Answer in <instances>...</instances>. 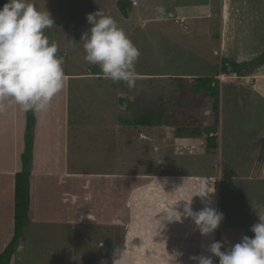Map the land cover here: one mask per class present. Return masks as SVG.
<instances>
[{
	"label": "rangeland",
	"instance_id": "rangeland-1",
	"mask_svg": "<svg viewBox=\"0 0 264 264\" xmlns=\"http://www.w3.org/2000/svg\"><path fill=\"white\" fill-rule=\"evenodd\" d=\"M132 1L134 5L129 18L121 13L119 0H30L38 9L49 12L54 20L52 27L45 30V35L50 43L57 45L66 77L62 91L50 105L56 116L62 119L58 117L55 120V116L50 119L56 139L53 152L55 162L59 159L54 166L77 174L73 189L82 183L79 177L107 172L125 176L159 167L156 164L159 160L152 161L153 164L149 162L150 154L152 156L149 158L155 155L151 149L145 162H138L142 159L136 160L137 154L141 158L140 154L147 150L141 135L143 132H151L153 126L136 128L121 121V118L132 116L129 109L132 102L135 108H141L146 102L149 103L148 109L167 107L166 114L174 118L166 126L178 132L186 130L190 133L196 130L194 133L197 136L206 139L211 132L217 133L216 146L211 145L207 164L195 166L204 158L198 155L201 149V139H198L194 149L179 148L184 157L181 163L177 166L163 165L160 169L165 166L170 167L167 171L206 170L215 177L219 190L242 191L243 183L231 181L229 177L256 174L263 149L264 98L254 91L251 79L230 75L220 79L223 57L233 59L229 55L236 54H228L230 51L224 54L220 50L219 40L224 31L223 10L227 9L230 15L235 14L239 19V37L245 38L250 31L253 37L248 47L255 50L261 47L264 43L263 0H230L232 7L228 8L224 6L225 0ZM242 1L247 3L245 7ZM201 2L211 6L212 17L190 19L192 17L186 16L182 20L178 6H193ZM242 9L249 11L241 13ZM98 10L115 19L140 51L135 68L136 78L131 87L123 81L113 82L103 78L102 73L96 74L89 70L91 66L97 65L86 62L84 41L80 38L90 28L87 15ZM141 17L146 20L144 24L142 19L138 21ZM216 73L220 77H217L220 90L218 113L213 108L212 97H202L201 93L191 92L190 88L184 93L181 84L191 82L187 79L182 82L176 76H168H214ZM118 126L122 129L119 144V136H114ZM162 126H155V131L160 130L161 134L164 130ZM226 128L230 130L227 135ZM205 143L208 144L207 141ZM120 151L122 156H119ZM140 151L142 153H137ZM190 151L197 154L192 155ZM142 158L145 159L143 155ZM120 159L122 164L118 165ZM250 182L249 193L264 189V179L258 182L256 188L252 186L255 182ZM96 184L92 183L93 186ZM122 191L124 213L128 211L125 199L129 194H124L128 193V188L124 189L123 186ZM42 208L48 209L50 213L49 208ZM52 210L64 216L67 211L64 199L57 209ZM126 220H123L120 229L97 224L29 222L24 230V245L17 253L16 264H113L114 261L118 264L117 257L124 258L128 264L132 252L126 251L122 257L118 256L120 251L124 253L125 249H135L133 245H128L132 241L129 239L130 224ZM86 234L91 237L83 238Z\"/></svg>",
	"mask_w": 264,
	"mask_h": 264
},
{
	"label": "crops",
	"instance_id": "crops-1",
	"mask_svg": "<svg viewBox=\"0 0 264 264\" xmlns=\"http://www.w3.org/2000/svg\"><path fill=\"white\" fill-rule=\"evenodd\" d=\"M225 1L224 6L226 8L232 7L230 0ZM242 2L245 7L247 3ZM210 7L207 2L193 6L188 4L187 6H178V13H180L182 20L186 16L192 17L190 19H208L212 17ZM248 11L249 9H242L241 13ZM223 13L222 17L226 20L222 18L224 31L219 40L220 50L223 53L230 51L228 54L234 52L236 56H229L238 62L259 56L264 51V43L256 50L250 49L248 45L252 42V32L248 31L247 36L241 39L237 16L235 14L230 15L227 9L223 10ZM262 17L264 26V9L262 10ZM141 19L142 17L138 21ZM145 22L146 20L142 19V23ZM214 38L215 36H213ZM168 76L188 78L203 75ZM227 76L222 74V78H220L218 73L214 75L220 79H226ZM230 76L238 77L235 73ZM241 77L251 79L254 91L264 98V65L248 71ZM41 114L46 116H41ZM53 116L56 117L55 120H62L53 112V107H49L44 113H37L31 175L30 222L55 221L68 224L109 225L119 228L123 220L127 219L126 222L130 224L128 227L129 239L132 241V243L128 242V245H133L135 249H125L124 253L120 251L118 256L122 257L126 251L132 252L130 253L132 256L127 260L128 264H199L198 259L194 258L201 255L212 256L209 246L214 241H223L225 248H227L239 242L244 235H254L250 230L251 226L259 221V215H264V189L249 193L248 187L251 185L250 181H253L255 184L252 186L256 188L258 182L264 179L263 176H259L255 172L253 175H232L229 177L231 181L243 183L242 191L223 192L219 190L218 182L211 172L206 170L201 172L167 171V168L170 167H165L177 166L181 163L184 157L181 156L179 148L194 149L197 147L198 139H201V149L198 151V155H202L204 158L202 161L199 160L195 166L201 167L202 164H207V158L211 155L212 150V142L209 138L217 133L211 132L209 138L206 139L197 136L194 133L196 130L190 133L185 132L186 130L178 132L174 128L164 125L162 126L164 130L160 134V130L155 131L156 127L153 126L154 129L151 132L142 133L141 136L147 144V150L145 153L144 151L143 153L142 151L137 152L142 154H140L141 158L137 154L136 160L142 159L138 162H145L149 149H151V153H155V155L149 158L152 156L150 154L149 162L153 164L152 161L159 160L156 163L160 165L159 167L149 168L145 173H133L125 176L120 173L107 172L99 175L92 174L83 178L79 177L82 183L78 184V188L73 189V181L75 178L77 179V174L69 173L67 169H62V167L58 168L56 165L59 159L56 162L54 159L53 152L55 151L54 142L56 139L52 128L53 122L50 123ZM41 117L44 118L41 119ZM26 123V111L22 110L19 105L11 99L0 101V253L9 244L14 234L15 174L22 168L21 154L25 148ZM118 127L114 136L115 138L116 135L119 136L117 139L119 144L122 129L120 126ZM229 131L226 128L225 135ZM176 134L182 136L177 137ZM222 136L221 128V146ZM205 141L208 142L207 145ZM263 143L264 136L262 148ZM190 153L192 155L197 154L191 151ZM142 155L145 159L142 158ZM119 156H122L121 151ZM117 162L118 165H121L122 159ZM163 165L165 166L160 169ZM92 183L97 184L93 186ZM123 186L124 189L128 188V193L124 194H129L125 199L128 211L124 213L122 208ZM211 190H215V192L208 197L202 198L200 195H196ZM63 199L67 211L64 216H60L54 213L52 209H57ZM184 199L192 200V208L195 211L204 208L206 203H211V206L225 214V219L220 227L209 235H202L190 217L172 222L164 219L167 215L166 211L171 213L177 209L182 213L186 203ZM42 206L49 208L50 213H48V209H43ZM176 214L179 215L178 212ZM50 229L53 228L50 227ZM90 237V234L83 235L85 239ZM23 238L11 264H16L17 253L22 250L24 245ZM212 258L214 264H219V257L213 255ZM117 260L120 261L118 257ZM113 264H117V261H114Z\"/></svg>",
	"mask_w": 264,
	"mask_h": 264
},
{
	"label": "clouds",
	"instance_id": "clouds-1",
	"mask_svg": "<svg viewBox=\"0 0 264 264\" xmlns=\"http://www.w3.org/2000/svg\"><path fill=\"white\" fill-rule=\"evenodd\" d=\"M53 23L51 14L30 0H7L0 7V101L11 99L24 111L42 113L62 91L66 79L63 60L57 45L45 35ZM87 23L90 28L80 38L86 62L99 66L103 78L133 86L140 57L138 47L115 19L100 10L89 13ZM214 192L196 195L205 198ZM184 201L182 213L177 209L166 211L164 219L172 222L190 217L202 235L214 233L225 219V214L211 203L195 211L192 200ZM250 230L253 236L244 235L227 248L223 241H214L209 251L219 257V264H264V215H259ZM194 259L199 264H214L212 256ZM118 264H126L125 259Z\"/></svg>",
	"mask_w": 264,
	"mask_h": 264
},
{
	"label": "trees",
	"instance_id": "trees-1",
	"mask_svg": "<svg viewBox=\"0 0 264 264\" xmlns=\"http://www.w3.org/2000/svg\"><path fill=\"white\" fill-rule=\"evenodd\" d=\"M6 2L7 0H0V7H3ZM133 5L132 0H119L118 2V7L125 17H129L131 15ZM262 65H264V51L259 56L251 60L240 62L224 56L221 63L220 73L226 75L235 73L238 76H243L248 71ZM89 70H92L96 74L101 73V69L98 66H91ZM175 78L182 82H184L185 79H187L188 82H191L181 84L184 93L188 92L187 90L190 88L191 92L201 93L202 97H212L214 99L213 108L216 113H218L220 110V90L218 78L214 76ZM148 104L149 103L145 102L141 108H135V103L132 102L129 108L132 111V116L121 118L122 123L125 125H133L136 128H139L140 126L148 128L157 125H167L170 123V119L174 118L173 116L169 117V115L166 114L167 107L160 106V109H157L156 107L148 109ZM26 117L25 148L21 154L22 168L15 174L14 234L9 244L0 253V264L12 263L13 256L17 252L21 239L24 237V230L31 221V175L33 164L34 130L37 124V113L33 111H26ZM209 140L216 146V136H211ZM256 174L264 177V143L262 158L258 160Z\"/></svg>",
	"mask_w": 264,
	"mask_h": 264
}]
</instances>
